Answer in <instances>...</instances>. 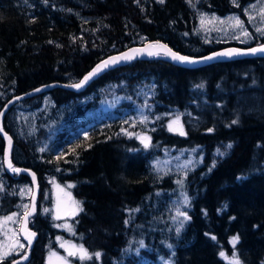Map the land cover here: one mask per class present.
<instances>
[{
	"label": "trees",
	"instance_id": "obj_1",
	"mask_svg": "<svg viewBox=\"0 0 264 264\" xmlns=\"http://www.w3.org/2000/svg\"><path fill=\"white\" fill-rule=\"evenodd\" d=\"M248 1L0 0V110L13 96L80 79L102 58L146 41L163 40L195 56L230 45L246 46L202 39L196 14L242 12ZM263 41L264 36L250 44ZM110 83L130 99L140 97V86L146 85L159 111L189 110L194 121L185 120L186 133L180 135L161 120L151 131L147 148L136 136L125 134L123 117L112 111L107 117L87 113L80 105L43 151L12 129L9 116L18 105L44 93L57 104H67ZM3 122L14 139V165L32 168L40 187L48 174L66 187L73 185L68 189L83 209L59 219L72 231L57 227L39 209L40 191L38 210L30 219L38 237L27 264H47L49 250L62 251L58 236L79 242L92 253L85 260L70 256L75 264H152L160 255L171 256L175 264H233L228 258L234 255L240 264H264V57L198 67L164 58L138 59L107 70L84 90L53 86L20 99ZM192 146L200 147L203 159L183 177L159 175L150 165L151 158L167 147ZM4 147L0 134L1 154ZM5 175L0 180V220L16 209V185L30 182L24 173ZM179 181L190 196L189 219L179 233L167 232L155 221L167 215L166 205ZM236 236L239 240L233 246ZM20 255L12 253L0 264H10Z\"/></svg>",
	"mask_w": 264,
	"mask_h": 264
},
{
	"label": "rangeland",
	"instance_id": "obj_2",
	"mask_svg": "<svg viewBox=\"0 0 264 264\" xmlns=\"http://www.w3.org/2000/svg\"><path fill=\"white\" fill-rule=\"evenodd\" d=\"M232 2H234V0H232ZM236 2L237 0H235L234 3ZM262 7H264V0H249L243 5L242 12L232 11L221 14L216 11H199L196 14L197 32L202 39L207 41H238L247 44L254 41L257 42L262 36H264L256 31L257 28L264 29V22H262L259 15V11ZM201 16H206L209 19L212 17L217 18L214 24L207 25V28L211 30H205L201 27ZM232 16H236L243 21L244 28L250 34L248 38L241 35L240 28H233L231 26L228 18ZM250 16L254 17V19L250 20ZM221 21H224V23H220ZM236 37H239V39ZM121 86L123 87L125 85L122 84ZM117 87V84L110 83L101 90L98 89L97 91L90 92L87 95L78 97L77 99L62 105L57 104L50 93H44L40 98H35L28 103L13 108L10 112L9 121L11 122L12 129L15 131L18 138L32 141L38 149L39 147L40 149H43L50 146L55 140L56 133L62 125L63 120L69 117L78 105L86 108L85 111L87 113L89 112L104 117H107L106 113L111 111L114 112V114L125 119L124 123L127 124L122 128L125 134L134 135L137 138L146 135L150 137V142L151 131L154 130L163 119H165V126L169 130V124L178 118L179 124L182 126L184 133H186L185 120L194 121L193 112L189 110L173 107L163 112L159 111L153 99L151 100L148 92H146V85L140 86L141 89L138 92L140 97L134 99H130L125 93L118 94ZM123 102L129 104L125 105ZM88 103H92L93 105L90 107V105H87ZM173 127L176 126L173 125ZM172 132L179 133L178 131ZM202 159L203 152L199 146L183 148L167 147L162 153L151 158L150 165L159 175L173 173L174 175L183 177L190 169L199 165L202 162ZM6 178L3 166V155L0 153V180L4 181ZM57 184L66 191H70L66 186L58 182L54 175H46L44 184L41 186L42 197L39 208L43 213L49 214L53 218L56 226L66 224L64 222H59V219H54L57 198L55 185ZM184 187L185 184H183L182 181H179L175 194H173L166 205L168 212L167 215L156 217L155 223H157V225L160 223L163 229L167 232L176 231L177 228H180L181 231L184 224L187 222L183 217L177 216V209L186 212L188 215L187 208L189 207L190 196L187 194ZM28 189H32L30 182H21L16 185L19 202L16 205V209L8 215L11 216L13 213H16V216L13 221L8 222L6 229L0 230V243H3L6 240L4 231H7L9 235L15 231L19 242L24 245L23 248L17 246L16 250L12 252L14 254H23L27 247L26 242L19 233V225L25 211L23 206L29 205L31 192H29ZM72 197L76 200L73 194ZM185 197H187V203H185ZM45 208L49 209V211L44 212ZM63 217L67 216L62 215L61 218ZM181 222H183L182 227ZM57 240L60 247L61 244L65 242L77 246L82 245L79 242L62 236H58ZM168 246L171 249L173 248L170 241L168 242ZM61 248L63 249L62 251L51 249L47 252L45 256L47 264H49L50 253L53 252L56 253L57 256L66 257L70 264H75L70 256H68L65 247ZM87 252L91 256L92 253L88 250ZM126 252H128V249ZM236 256L229 257L228 260L233 262L234 259H238ZM139 259L143 260L144 256H140ZM51 264H61V262L57 260L56 257H52ZM152 264H175V262L171 256L160 255L158 260L152 262Z\"/></svg>",
	"mask_w": 264,
	"mask_h": 264
},
{
	"label": "snow or ice",
	"instance_id": "obj_3",
	"mask_svg": "<svg viewBox=\"0 0 264 264\" xmlns=\"http://www.w3.org/2000/svg\"><path fill=\"white\" fill-rule=\"evenodd\" d=\"M163 2V0H161ZM235 2V0H234ZM255 7V6H253ZM260 18L262 22H264V7H262L259 11ZM215 17H212L209 19L206 16H201V27L205 30H211L207 28V25L209 24H214L216 22ZM229 22L231 23V26L233 28H240L241 29V35H243L245 38H248L250 36L249 32L244 28L243 21H241L238 17L232 16L229 17ZM249 19H254V17H249ZM220 23H224V21H221ZM218 30V29H217ZM257 32H260L262 35H264V29L262 28H257ZM239 39V37H236ZM144 52H147L148 55H159L161 52H163L164 55L170 56L173 60L180 61V62H187V63H195V61L191 60L187 56H181L178 55L177 53L173 52L171 49H168L166 45L162 44H152L148 45L147 48H142V49H132L130 52L123 53L119 57H111L109 60H105L102 62V64H98L87 76L84 77L82 81H80L77 84L72 85V87L75 88H80L84 83H86L92 76L96 75L98 72L102 71L104 68H107L109 64H115L120 60H131L134 58L136 54H142ZM248 52L255 54V53H264V45H260L259 47L256 48H251L248 50ZM246 54L242 52L239 49H228L223 52L215 53L214 56H221V57H232L236 55H243ZM213 56L206 57L205 59L211 60L213 59ZM39 91V89H37ZM2 115V113H0ZM235 122V121H234ZM175 125L176 127H173ZM169 130L170 131H178L180 135H184V131L182 126L179 124V119L177 118L176 120L172 121L171 124H169ZM3 129L0 128V132H2ZM211 131V129H209ZM6 135V134H5ZM8 140V148L5 152V157L7 158L10 151H11V137H6ZM141 142L144 144V147L147 148L149 146L150 142V137L144 135V136H139L138 137ZM44 149H41L43 151ZM57 159H60L58 156ZM7 164L8 167L13 171V172H19L21 171L20 169L14 168L12 166V162L10 159H7ZM33 181H35V174L33 173ZM73 185H67V188H72ZM56 192H57V198H56V205H55V215L54 219H61L62 215L64 216H75L77 215L80 211L83 209L80 207V202L76 201L73 199L72 194L70 191H66L64 188L60 187V185H55ZM29 192H32V189H28ZM35 195L32 196V205L29 207V205H24V214H23V227L20 229L21 232L24 233L25 239L28 241L29 246L32 243V238L35 237L34 232H29L27 229V223H28V218L35 212ZM187 197H185V203H187ZM49 209L45 208L44 212H48ZM16 216V213H13L11 216H6L2 220H0V230L6 229V225L8 224L9 221H13ZM177 216L183 217L184 220H188L189 217L186 212H182L179 209H177ZM183 226V222H181V227ZM57 227H66L69 231H72L71 226L65 224V225H57ZM177 233H179L180 228L176 229ZM4 235L6 237V240L3 243H0V261H2L4 258L9 256L13 251L16 250L17 246L20 248H23L24 245L19 242V239L17 237V234L15 231L9 235L7 231H4ZM212 239H215L213 236ZM239 237H233L231 243L233 246L236 245L238 242ZM141 244L143 242L141 241ZM61 247H65L68 256L71 257H76L78 256L80 260H85V259H91L92 257L89 255L87 250L83 247V245L77 246L74 244H70L69 242H65L61 244ZM100 253L96 252L95 256L96 258L100 257ZM220 255L223 257L225 254L223 252L220 253ZM52 257H56L57 260L61 262V264H70V262L67 260L66 257H60L57 256L56 253H50L49 256V264H51ZM24 259H27L25 256ZM13 264H19L18 261H14ZM233 264H240V261L238 259H234Z\"/></svg>",
	"mask_w": 264,
	"mask_h": 264
},
{
	"label": "water",
	"instance_id": "obj_4",
	"mask_svg": "<svg viewBox=\"0 0 264 264\" xmlns=\"http://www.w3.org/2000/svg\"><path fill=\"white\" fill-rule=\"evenodd\" d=\"M157 43L158 44H162V45H166L168 49H171L173 52L177 53L178 55L189 57L191 60L195 61V63H187V62H180V61L173 60L170 56L164 55L163 52H161L159 55H151V56L148 55L147 52H144L142 54H136L134 56V58L131 59V60H120V61H118L115 64H109V66L107 68H104L102 71H100L96 75L92 76L80 88L72 87V85L77 84L80 81H82L85 76H87L98 64H102L103 61L109 60L111 57H119L123 53L130 52V50H132V49L147 48L148 45L157 44ZM260 45H264V41L263 42H260V43H256V44H248L246 46H241V45L225 46V47H222V48H220L218 50L211 51V52H209L207 54L200 55V56H195V55L185 54V53H182L180 51H177L176 49H174L173 47H171L167 42H165L163 40H156V41L155 40L154 41H151L150 40V41H146V42L141 43V44H136V45H132V46L126 47V48H124L123 50H121L119 52H115V53L109 54L108 56L102 58L99 62H97L95 64V66L92 69H90V71H88L80 79H77V80L72 81V82H64V83L57 82V83H53V84H49V85H44V86L35 88V89L31 90V91H28L26 93L13 96L11 99H9L5 103V105L2 107V109L0 110V113H2V115H0V128L3 129V131L0 132V134L3 137V139L5 140V147H4L3 154H2L3 155V166H4V170H5L6 173H8L10 175L24 173V174H27L29 176L30 183H31V186H32V190H33L31 192V194H30L29 207H31V205L33 203L32 196L35 195V197H36V199H35V212H33V214L28 218V223H27V229H28V231L29 232H34L36 235H35V237L32 238V243L29 246L28 241L25 239L24 233L20 231V229L24 226L23 225V216H22L21 222H20V225H19V233H20L21 237L25 240V242L27 244V247H26L25 252L21 256H18L16 258H14L11 261L10 264H13L14 261H18L19 264H27L30 261V259H31V248L33 246L34 241L38 237V232L36 230H34L30 226V219L36 214V212L38 210V197H39V194H40V191H41L38 174L32 168H26V167H22L20 165L14 166L15 163H14V161L12 159V152H13V149H14V139H13L12 134L10 132H8L4 128V122H3L4 121L5 114L10 110V108H11L12 105H14L20 99H23V98L28 97V96H33V95H35L37 93H40V92H44L46 90H49L53 86L67 87V88H70V89H74L76 91L84 90L86 88V85L88 83H90L91 80L95 79L96 77H98L99 75L103 74L107 70L116 68V67L121 66V65L128 64V63L133 62V61L138 60V59L164 58L166 60L172 61V62H174L176 64H179V65H182V66H185V67H198V66H202V65L209 64V63H212V62L228 61V60H232V59H236V58L256 57V56H258V57L259 56L264 57V53H255V54H252V53L248 52L249 49L259 47ZM228 49H239V50H241L242 52H244L246 54L236 55V56H232V57L214 56L215 53L223 52V51H226ZM209 56H213L214 58L211 59V60L205 59L206 57H209ZM37 89H39V91H37ZM6 137H11V142H12L11 143V151H10V153H9V155H8L7 158L5 157V152H6L7 148H8V140H7ZM7 159H10L11 160L12 166L14 168L20 169L21 171H19V172H13L8 167ZM33 173L35 174V181H33V175H32ZM25 256L27 257V259H24Z\"/></svg>",
	"mask_w": 264,
	"mask_h": 264
},
{
	"label": "bare ground",
	"instance_id": "obj_5",
	"mask_svg": "<svg viewBox=\"0 0 264 264\" xmlns=\"http://www.w3.org/2000/svg\"><path fill=\"white\" fill-rule=\"evenodd\" d=\"M15 166V165H14ZM25 241V240H24ZM21 256V255H20Z\"/></svg>",
	"mask_w": 264,
	"mask_h": 264
}]
</instances>
